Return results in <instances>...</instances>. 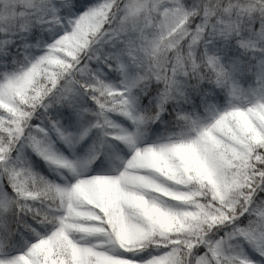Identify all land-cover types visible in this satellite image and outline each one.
Returning <instances> with one entry per match:
<instances>
[{"label": "snow or ice", "instance_id": "obj_1", "mask_svg": "<svg viewBox=\"0 0 264 264\" xmlns=\"http://www.w3.org/2000/svg\"><path fill=\"white\" fill-rule=\"evenodd\" d=\"M0 264H264V0H0Z\"/></svg>", "mask_w": 264, "mask_h": 264}]
</instances>
